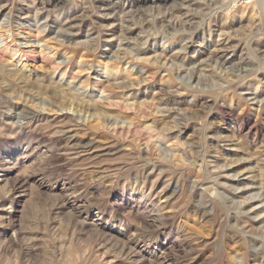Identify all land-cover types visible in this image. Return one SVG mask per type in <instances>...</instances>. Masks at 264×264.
Here are the masks:
<instances>
[{
  "label": "rangeland",
  "instance_id": "374dc122",
  "mask_svg": "<svg viewBox=\"0 0 264 264\" xmlns=\"http://www.w3.org/2000/svg\"><path fill=\"white\" fill-rule=\"evenodd\" d=\"M249 12L0 0V66L65 72L106 112L72 115L33 91L0 109L35 138L32 157L0 158V264H264V8ZM42 117L68 119L58 148L81 154L21 176L47 149Z\"/></svg>",
  "mask_w": 264,
  "mask_h": 264
},
{
  "label": "bare ground",
  "instance_id": "6f19581e",
  "mask_svg": "<svg viewBox=\"0 0 264 264\" xmlns=\"http://www.w3.org/2000/svg\"><path fill=\"white\" fill-rule=\"evenodd\" d=\"M221 2H222V6L226 10V12L229 14L230 13L232 14V12H237L239 14H244V13L247 14L249 11H252L251 13L253 15V11L255 9L258 8V9L263 10V8H264V0H254L253 2L249 3L248 5H238L236 3V0H221ZM67 15L65 14V17H67ZM250 17H252V16H250ZM25 72L22 71L21 69L16 70V71H10V70L8 71V70H5V68H2L0 66V99H2V100H0V109L1 108L5 109V107L9 109V107H11L8 104L9 98H11L13 96H17V95H20V96L26 95V94L29 95L33 91L34 94L36 92V94H38V95H41V96L43 95L42 97L37 96L38 103L41 105L42 104L44 105L46 103L52 104V105L57 106L58 110H60V111L67 110L69 112H72L71 113L72 115L73 114H82V115H89L90 117L96 116V117H101V118L106 116L105 115L106 112L99 109V106L98 107L96 106V102L94 104L93 101L91 100V97H88L86 92H80L81 94L78 93L79 89H81L83 87H79V86L69 87L68 84H66V83L62 84L61 83V80L63 79V77L66 74L65 72H62L59 74L58 80H53L52 78H50V80H48V81H45L44 77L43 78L42 77L41 78H32L30 76V74L28 75ZM106 74L110 75L111 73H109V71H108V72H106ZM88 83H89V81H87V84ZM212 94H214V93H212ZM8 111H10V109ZM8 111H6V112H8ZM27 114L30 115V117L27 118L28 121L25 123L27 125V127H31L32 123L40 121V120H38L39 119L38 117H36L33 114H30V112ZM72 115H69V114L65 115L66 118L70 119L69 120L70 122L73 121ZM120 119L121 118H119V120ZM67 120H65V122H63V123H61L60 121H56V120L50 121L48 119L43 121V117H42L43 123L41 126H43V130H45L47 132L48 140L41 141V142H44L46 144L47 149L41 150V151L38 150L36 152V157H38V161H39L38 164H36V162H34V163L31 162L30 165L29 164H27V165L23 164L22 169L19 170L22 173L21 176H24L23 174H26L28 172L34 173V171H37L42 167L44 168L43 165L46 164L47 162H49V160L52 159L55 155H57V152H59V151L68 152V153H75V157H77L76 155L78 154V152L75 149H78V148L70 145L69 142H67L65 147L63 146V148H61V149L58 148L59 147L58 146L59 145L58 140H60L59 134H64L63 139L66 141H70V139L72 138L71 136H65V134H66L65 128L67 127V124H66ZM0 121L2 122L0 124V137L9 138L6 140V143H4L3 145H0V158L5 159L6 161L8 160V162H9V160L16 158L18 155H23L25 157H32L31 156V150L32 149L30 150V147L33 146L32 142H33V140H35V138L33 136L27 137L26 139H24L25 142L22 143L21 142L22 138H21L20 134L18 133V130H16L20 127L22 128V125L15 126L14 122L11 121V115H8V113L5 115V114L1 113V110H0ZM8 123H10L11 126H9ZM150 127H151V125H150ZM170 128H172V127H170ZM166 129L169 130V128H166ZM166 129H164V130H166ZM41 142H39L38 145ZM1 143H3V142H1ZM34 150H35V148H34ZM73 151H76V152H73ZM165 151H167V150H165ZM79 154H81V153H79ZM72 156H74V155H72ZM26 178H25V180H26ZM207 190H209L212 193L214 191V187L213 186L207 187ZM156 208H157V210H159L158 207H156Z\"/></svg>",
  "mask_w": 264,
  "mask_h": 264
},
{
  "label": "built area",
  "instance_id": "2783aa9c",
  "mask_svg": "<svg viewBox=\"0 0 264 264\" xmlns=\"http://www.w3.org/2000/svg\"><path fill=\"white\" fill-rule=\"evenodd\" d=\"M254 0H236L238 5H248L249 3L253 2Z\"/></svg>",
  "mask_w": 264,
  "mask_h": 264
}]
</instances>
